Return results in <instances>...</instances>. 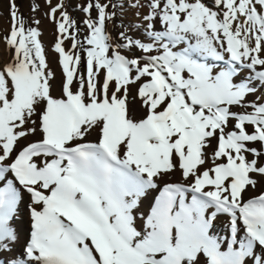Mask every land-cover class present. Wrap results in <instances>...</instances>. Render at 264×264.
I'll use <instances>...</instances> for the list:
<instances>
[{
    "label": "snow or ice",
    "instance_id": "1",
    "mask_svg": "<svg viewBox=\"0 0 264 264\" xmlns=\"http://www.w3.org/2000/svg\"><path fill=\"white\" fill-rule=\"evenodd\" d=\"M46 2L59 95L40 21L26 26L7 0L0 264H264V0H129L144 33L118 39L107 30L118 5L89 0L82 41L64 0ZM177 170L184 182L159 188ZM221 214L227 251L212 233Z\"/></svg>",
    "mask_w": 264,
    "mask_h": 264
},
{
    "label": "bare ground",
    "instance_id": "2",
    "mask_svg": "<svg viewBox=\"0 0 264 264\" xmlns=\"http://www.w3.org/2000/svg\"><path fill=\"white\" fill-rule=\"evenodd\" d=\"M43 4V6L45 7V14L43 15L42 18L38 17L36 20L40 21V24L38 26V30L41 32V36L40 39L44 45L45 51H46V61L48 63L49 69L52 70L53 72H55L56 74V79L54 81H52V85H53V95H59L60 92V87H61V83H62V72H61V68L59 66L58 63V54L54 52L53 48H54V44L56 42L57 39V32H56V26L54 24V22L48 17V15L46 14L49 10V6L46 2V0H40ZM55 3H57V1H52V4L55 5ZM65 3V1H64ZM66 5V3H65ZM141 16L143 14H146V12L143 9H139ZM147 11V10H146ZM137 12V11H136ZM57 18H59L58 13H57ZM141 21L143 22V20L138 17L137 15L134 16V21ZM8 29V28H7ZM7 29L1 27L0 25V62L3 61H7L10 58V52L9 50L6 48L4 42H3V38L1 37V35H6L7 34ZM134 31H136V28H133ZM107 30L108 32L113 36V34L115 36H117L116 31H115V26H114V22H110L107 25ZM133 31V30H132ZM71 46V41L70 40H65L64 42V47L66 48V50L68 48H70ZM133 92H135V88L133 87L132 89ZM261 93L258 91L257 92V96H259ZM256 102L255 97H249V103H254ZM134 106V105H133ZM134 108V114L139 117L141 116V109H139L137 106L133 107ZM96 132H92L91 135L87 138L88 142H95L96 139ZM34 139V138H33ZM215 142H213V146H214ZM209 152H211V149L208 150ZM179 180H173L172 176H167L165 177V179L163 181H160L159 183V188H162L163 185L165 183H181L184 182L181 175L178 176ZM2 186V185H0ZM159 188L156 190L152 191L151 197H150V201L151 203L155 202V197L159 195ZM247 195H251V193H246ZM30 201L27 199V194H25L23 203H21L18 207H19V212L18 215L19 217V225L21 226L22 230H23V236H22V241L20 242L21 244H23L26 235H27V230L30 228V216H29V211L27 208V205ZM150 207L151 204L149 203L148 200L144 201V203L140 206V211L137 212V218L138 220H142L143 218H145V213L150 211ZM139 227V225H138ZM212 233L214 235H216L218 238H221L223 240V242L221 243V251H227V240L230 239V230L228 227V220L227 218L221 214L219 216V218L217 219V221L215 222V226L212 229ZM19 248V246H18Z\"/></svg>",
    "mask_w": 264,
    "mask_h": 264
},
{
    "label": "rangeland",
    "instance_id": "3",
    "mask_svg": "<svg viewBox=\"0 0 264 264\" xmlns=\"http://www.w3.org/2000/svg\"><path fill=\"white\" fill-rule=\"evenodd\" d=\"M55 1V0H52ZM57 1V0H56ZM66 3V10L69 13V15L71 16V18L73 20L76 21L77 23V27L79 29V32L77 34V38L79 40H83L85 35L87 34V29L85 24L83 23V21L85 19L89 18V15L82 12L80 10V5L86 4L89 2V0H64ZM101 2L103 3H107L109 2V0H101ZM113 3L117 4L118 7L115 9L116 12V16L114 19V26H115V31L117 36H115L113 34V37L117 38L119 37V33L122 30H127V34L129 36H132L133 38H140L142 36V34L144 33V27H143V23L140 20L138 21H132L134 20V16L136 15V11L137 9H133L131 7H129V0H112ZM17 6L19 8L20 13L23 15L24 19H25V23L26 26L29 27H37V25L32 23V20H36L38 17L42 18L43 15L45 14V7L43 6L42 2L40 0H16ZM33 3H37L39 4V8L37 11L32 12L30 10V5H32ZM120 5H123V7L121 8ZM110 11H112L113 9H109ZM147 8H144V11H146ZM96 16V12L93 9L91 12V17L94 19ZM10 20L8 17V12H7V0H0V25L1 27L7 29L9 26ZM110 22L107 23V25ZM139 26V27H137ZM157 27H159V25L157 24ZM133 28H136L134 31ZM133 30V31H132ZM2 38H4V35H1ZM40 39V37H39ZM41 41V39H40ZM42 43V41H41ZM43 45V43H42ZM44 48V45H43ZM44 52H45V56H46V51L44 48ZM80 71L83 72L84 71V66L83 63L80 66ZM135 107V105L133 106ZM250 110V109H249ZM142 112V110H141ZM143 114V112L141 113V115ZM96 135V134H95ZM180 175L179 171H175L173 172L171 175L173 180H179L178 176ZM19 215H17V218L15 220V222L13 223V227L17 230H19V234H20V242L22 241V236H23V230L21 228V226L19 225Z\"/></svg>",
    "mask_w": 264,
    "mask_h": 264
}]
</instances>
